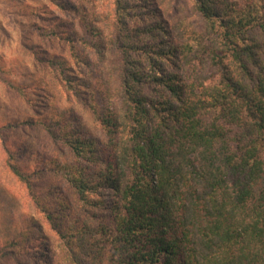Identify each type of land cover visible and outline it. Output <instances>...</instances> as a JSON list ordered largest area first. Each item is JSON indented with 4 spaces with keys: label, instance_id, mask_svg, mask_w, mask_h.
Wrapping results in <instances>:
<instances>
[{
    "label": "trees",
    "instance_id": "1",
    "mask_svg": "<svg viewBox=\"0 0 264 264\" xmlns=\"http://www.w3.org/2000/svg\"><path fill=\"white\" fill-rule=\"evenodd\" d=\"M111 1L117 95L88 102L104 139L69 109L0 126L4 166L55 239L0 189V261L264 264V0H191L197 25L170 22L154 0ZM63 24L42 34L86 63ZM30 49L67 93L87 87L70 57ZM5 82L30 101L28 86ZM26 128L48 150L8 138Z\"/></svg>",
    "mask_w": 264,
    "mask_h": 264
},
{
    "label": "rangeland",
    "instance_id": "2",
    "mask_svg": "<svg viewBox=\"0 0 264 264\" xmlns=\"http://www.w3.org/2000/svg\"><path fill=\"white\" fill-rule=\"evenodd\" d=\"M59 1L0 0V126L12 120L37 118L53 108L69 109L78 116V123L87 134L103 140L104 134L96 124L88 102L95 100L101 105H106V95L113 97L117 95L113 87L116 55L111 47L115 31L112 1L66 0L64 4L68 7L73 5L75 10L61 9L55 4ZM154 1L162 5L170 22L185 21L187 25H189L187 22L197 25V17L190 8L191 0ZM34 7L44 9L42 17L27 13L28 9L32 10ZM61 22L64 24L59 30L74 33L73 37L80 39L76 45L82 50L86 63L79 61V64L75 65L71 60L67 43L55 36L47 37L42 34L44 28ZM94 43L100 44L101 48L90 46ZM31 47L40 52L39 56L55 54L67 59L70 57L69 64L74 69L72 74L87 83V87L82 89L84 91L77 97L67 93L60 83L57 72L45 61L38 60ZM5 81L23 87L28 86L30 101L26 102L15 89L8 87ZM40 87L45 89L44 92L38 90ZM8 138L13 141L23 139L26 145H35L44 151L50 147L44 132L37 128L8 132ZM4 161L5 154L0 140V189L15 200L21 213L37 220L40 227L35 228L36 234L37 232L44 234L48 240L55 242L48 225L32 208L25 189L5 168ZM3 211L4 204L0 203V247L7 238L6 225L1 214ZM0 264L17 262L8 258L1 260ZM32 264H38L37 260Z\"/></svg>",
    "mask_w": 264,
    "mask_h": 264
}]
</instances>
